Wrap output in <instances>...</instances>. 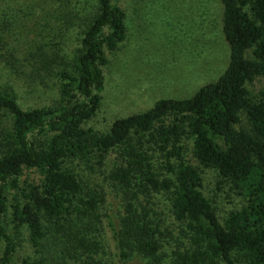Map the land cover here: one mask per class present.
<instances>
[{
  "label": "trees",
  "instance_id": "obj_1",
  "mask_svg": "<svg viewBox=\"0 0 264 264\" xmlns=\"http://www.w3.org/2000/svg\"><path fill=\"white\" fill-rule=\"evenodd\" d=\"M116 1L95 0L71 70L57 69V104L22 109L11 92L0 91L6 118L0 131V264H11L16 250L4 228L7 216L25 230L32 247L47 235L59 242L62 236V255L74 260L79 252L82 264H101L93 257L99 249L95 230L103 217L101 198L85 190L65 164L83 159L100 166L110 152L119 162L108 177L125 195L115 222L104 221L118 262L137 257L144 264H264V101L245 89L264 77V0H220L228 63L214 82L187 99H159L96 134L82 124L99 105L106 54L125 36L124 13ZM52 62L46 59L43 66ZM188 141L197 166L241 192L242 206L223 217L215 214L201 192L198 168L183 155ZM154 155L165 174L155 171ZM24 171L36 172L37 184L19 188ZM10 191L20 192L19 197L10 198ZM158 192L186 243L165 260L158 221L145 206ZM22 264L47 261L24 259Z\"/></svg>",
  "mask_w": 264,
  "mask_h": 264
},
{
  "label": "rangeland",
  "instance_id": "obj_2",
  "mask_svg": "<svg viewBox=\"0 0 264 264\" xmlns=\"http://www.w3.org/2000/svg\"><path fill=\"white\" fill-rule=\"evenodd\" d=\"M94 4L95 0H0V91L11 92L22 109L57 104V69L71 70ZM116 4L124 13L125 36L113 52L106 54L99 105L82 124L83 129L96 134L107 132L115 120L146 111L159 99L191 97L200 87L214 82L228 63V47L221 34L220 0H117ZM46 59L53 61L48 67L43 66ZM245 89L252 98L264 101V77L254 78ZM5 122L0 111V131ZM183 155L198 168L201 192L217 216L243 205L241 192L229 183H220L214 171L197 166L189 141ZM159 160L154 155L155 171L165 174ZM117 162V153L110 152L100 166L94 160L78 159L67 161L65 167L85 190L101 198L98 213L103 217L95 230L100 239L94 259L101 264H144L137 257L118 262L105 234V218L115 222L125 202L123 189L108 177ZM37 182L36 172L24 171L19 188ZM19 193L8 192L10 198L19 197ZM165 198L160 192L154 193L145 205L155 215L151 218L158 221L162 233L160 256L164 260L175 249L186 246ZM4 228L16 243L11 264L41 257L47 264H82L79 252L74 260L61 254L60 243H66L65 237L60 236L59 242L47 235L41 245L32 247L25 230L15 228L11 217L7 216Z\"/></svg>",
  "mask_w": 264,
  "mask_h": 264
}]
</instances>
